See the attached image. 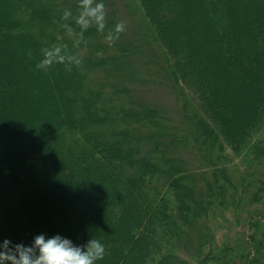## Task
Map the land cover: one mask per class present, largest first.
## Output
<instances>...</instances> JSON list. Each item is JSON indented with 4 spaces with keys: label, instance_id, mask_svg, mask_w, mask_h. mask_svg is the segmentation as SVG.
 I'll return each instance as SVG.
<instances>
[{
    "label": "trees",
    "instance_id": "1",
    "mask_svg": "<svg viewBox=\"0 0 264 264\" xmlns=\"http://www.w3.org/2000/svg\"><path fill=\"white\" fill-rule=\"evenodd\" d=\"M114 1L103 0L109 29ZM137 2L200 99L192 131L201 150L218 144L244 152L255 140L256 153L264 152L257 138L264 132V0ZM78 3L0 0V242L94 238L107 249L98 264H182L175 246L215 204L190 200L185 173L157 162L166 130L147 113L153 108L135 101L130 83L138 75L125 56L131 47L121 39L109 45L91 28L86 44L73 48L61 16L70 9L75 17ZM61 44L83 57L82 66L38 70L42 49ZM174 133L173 151L184 127ZM226 257L223 250L216 260L229 264Z\"/></svg>",
    "mask_w": 264,
    "mask_h": 264
},
{
    "label": "rangeland",
    "instance_id": "2",
    "mask_svg": "<svg viewBox=\"0 0 264 264\" xmlns=\"http://www.w3.org/2000/svg\"><path fill=\"white\" fill-rule=\"evenodd\" d=\"M112 4L114 22L110 29L120 21L127 24L120 39L131 47L125 56L131 73L138 75L130 83L139 94L135 101L141 98L153 108H146L147 113L159 116L166 130L164 152L158 154L157 162L165 171L185 173V192H193L190 200L203 197L215 204L209 214L194 219L191 236L173 251L182 264H227L216 260L223 250L229 264H264V152L256 153L255 140L252 149L244 152L218 144L206 145L202 151L192 131L200 99L175 72L137 0H115ZM182 126L185 133L180 138L174 136L180 149L173 151L168 139ZM260 135L264 139V132L257 138ZM174 156L182 162L176 169L172 166ZM226 175L230 178L227 183ZM202 224L206 230L203 236L199 233ZM214 244L216 249L211 247Z\"/></svg>",
    "mask_w": 264,
    "mask_h": 264
},
{
    "label": "clouds",
    "instance_id": "3",
    "mask_svg": "<svg viewBox=\"0 0 264 264\" xmlns=\"http://www.w3.org/2000/svg\"><path fill=\"white\" fill-rule=\"evenodd\" d=\"M107 16L103 0H79L78 14L73 17L72 11L65 9L61 16V27L72 40L73 48L86 44L84 35L91 28H95L112 45L127 30V24L120 21L109 29ZM73 22L76 27L72 26ZM42 55L36 68L45 73L56 65H63L66 71L71 72L83 64V57L63 44L42 49ZM97 55L102 56L103 53ZM106 255V246L94 238L84 245H76L60 235L46 238L43 234L35 236L31 245L13 243L9 239L0 242V264H98Z\"/></svg>",
    "mask_w": 264,
    "mask_h": 264
}]
</instances>
